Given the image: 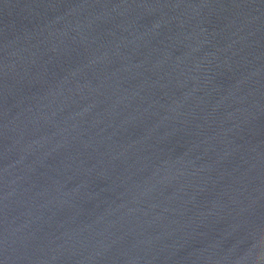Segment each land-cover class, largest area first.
<instances>
[{"label":"water","instance_id":"95a60500","mask_svg":"<svg viewBox=\"0 0 264 264\" xmlns=\"http://www.w3.org/2000/svg\"><path fill=\"white\" fill-rule=\"evenodd\" d=\"M0 264H264V0H0Z\"/></svg>","mask_w":264,"mask_h":264}]
</instances>
